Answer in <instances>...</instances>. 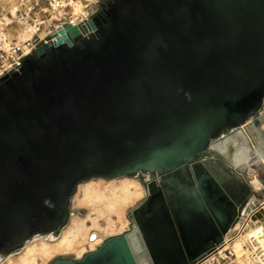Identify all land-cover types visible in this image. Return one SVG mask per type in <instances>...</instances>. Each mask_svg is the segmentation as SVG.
Returning <instances> with one entry per match:
<instances>
[{
  "label": "water",
  "instance_id": "95a60500",
  "mask_svg": "<svg viewBox=\"0 0 264 264\" xmlns=\"http://www.w3.org/2000/svg\"><path fill=\"white\" fill-rule=\"evenodd\" d=\"M97 9L0 78V263L58 238L80 184L148 175L125 232L50 264H190L232 227L239 204L215 195L245 175L230 163L237 145L264 149V0ZM189 164L204 168L191 187Z\"/></svg>",
  "mask_w": 264,
  "mask_h": 264
},
{
  "label": "bare ground",
  "instance_id": "6f19581e",
  "mask_svg": "<svg viewBox=\"0 0 264 264\" xmlns=\"http://www.w3.org/2000/svg\"><path fill=\"white\" fill-rule=\"evenodd\" d=\"M94 2L96 0H90ZM28 2L26 0H0L2 15L6 17L5 12L16 16V11L20 3ZM72 14L74 19L87 15L85 4L81 0H70ZM65 9H58L57 12L50 13L49 19L45 21L44 28L38 32L37 27L27 24L25 27H19L3 32L0 26V42L6 41L5 48L11 40L21 43L30 40L34 33L38 32L41 38H44L47 29L53 20L57 21L64 14ZM10 23V18H7ZM236 144L237 141L234 140ZM219 152H225L227 147L225 142H219L214 145ZM256 149V147L254 148ZM261 150V148H259ZM250 150L242 142L237 145L234 155L230 158V163L237 168L245 167L251 184L255 191L260 192L264 185L257 175L253 164L264 163V151H256L259 159H252ZM77 204L88 210L85 217H71L69 225L62 231L56 239L53 236L35 237L16 255H11L4 259L0 264H48L58 256L75 255L76 259H81L87 252L94 251L108 237L122 234L129 228V220L126 217L127 211L140 204L145 197V190L141 182L133 178H123L120 181L91 180L82 183L77 188L75 194ZM255 198H252L249 206V213H252L255 204ZM260 210L261 214L246 223L243 231L240 232L237 239L232 243L236 251V262L246 264L242 258V242L248 239H254L264 246V201ZM256 212L254 213V215ZM253 215V216H254ZM104 222V223H102ZM239 226L236 228L238 229ZM93 236V237H92ZM228 243L226 247H229Z\"/></svg>",
  "mask_w": 264,
  "mask_h": 264
},
{
  "label": "built area",
  "instance_id": "2783aa9c",
  "mask_svg": "<svg viewBox=\"0 0 264 264\" xmlns=\"http://www.w3.org/2000/svg\"><path fill=\"white\" fill-rule=\"evenodd\" d=\"M22 2L16 11V16L12 13L5 12L6 17L0 12V26L3 32H9L16 26L25 27L27 24L37 27L40 33L44 28V23L51 16L50 13L57 12L58 9H65L64 14L57 21L53 20L47 29L46 36L41 38L39 33H34L30 40L17 43L16 40H11L8 49L5 48L6 41L0 42V78L7 75L19 72L23 60L26 56L33 53L37 45L43 41L49 43V38L54 36L57 28L63 23H70L72 25L85 24L92 16L93 12L89 11L90 0H81L85 4L87 15L74 19L72 6L70 0H26ZM77 1V0H75ZM7 18H10L8 22ZM16 29V28H15ZM54 40V38H53ZM250 202L242 210H237L236 216L229 232L219 239V242L209 248L201 259L195 260L190 264H239L236 262V251L232 245L239 236L240 232L244 230L246 223L251 222L255 212L263 206L259 207L254 204L252 213H249ZM240 224V227L236 229ZM229 247H226L227 244ZM243 255L242 258L246 264H264V246L254 239H248L242 242Z\"/></svg>",
  "mask_w": 264,
  "mask_h": 264
},
{
  "label": "flooded vegetation",
  "instance_id": "af4514ba",
  "mask_svg": "<svg viewBox=\"0 0 264 264\" xmlns=\"http://www.w3.org/2000/svg\"><path fill=\"white\" fill-rule=\"evenodd\" d=\"M111 0H101L100 4L98 5V13L102 12L105 10L108 6V3ZM97 14V13H96ZM260 125L259 127L264 131V110L259 113L258 115ZM249 147L252 148L251 152V158L254 160L259 159V155H256L257 150H253L254 146H252L251 143H249ZM261 151H264V149L261 147ZM253 167L256 169L257 174L259 176V179L262 180V183L264 182V163L259 162L253 164ZM204 168L200 165L197 164H189L186 166L185 169V180L182 181L183 184H187L190 187L194 185L193 178L198 179L199 176L202 174ZM181 172L176 171L174 173H169L167 175L161 176V180L169 179V178H179L181 177ZM187 177V178H186ZM123 178L117 179L121 180ZM149 177L148 175H139L137 180H139L141 183H146L148 181ZM189 179V180H188ZM111 181V180H107ZM252 184H251V179L248 176V171L245 169V175L244 176H239L235 179H232L228 185L224 187V190L222 193L215 195V197H218L220 195L227 196V198L234 203V205L239 204L236 208L233 210L232 218L234 220V217L236 216L237 210H242L247 203L251 201L253 198L254 194L252 192ZM145 197L141 201V203L134 209L133 214H137L141 210L145 209ZM251 205V204H250Z\"/></svg>",
  "mask_w": 264,
  "mask_h": 264
},
{
  "label": "rangeland",
  "instance_id": "374dc122",
  "mask_svg": "<svg viewBox=\"0 0 264 264\" xmlns=\"http://www.w3.org/2000/svg\"><path fill=\"white\" fill-rule=\"evenodd\" d=\"M100 1H101V0H96V1H94L93 3H91L90 8H89V11L91 12V10H92L95 6L99 5V4H100ZM0 12H1V8H0ZM15 28H17V27L15 26L14 29H15ZM14 29H12L11 31H15ZM263 110H264V107H263L262 111H263ZM257 175H258V174H257ZM258 177H259V176H258ZM101 180H103V182H105V183H108V182H109V181L104 180V179H101ZM263 180H264V179H263ZM111 181H113V180H111ZM115 181H120V180L115 179ZM261 182H262V180H261ZM263 185H264V182H263ZM252 192L255 193L254 196H253V198L256 199V200H255V204H256L257 207H259L260 205H262V202L264 201V189H263L262 191H260V192H257V191H255L254 188L252 187ZM251 200H252V199H251ZM250 203H251V201H250ZM138 205H139V204H138ZM138 205H136V206L130 208V209L127 211V213H126V217H127L128 220H129L128 215H129V214H133L134 209H135ZM71 213H72V216H73V217H85V216L88 214V210L85 209V208H83V207H81V206H79V205L77 204V201H76L75 197H73V199H72V203H71ZM72 216H71V217H72ZM70 220H71V219H70ZM102 223H104V222H102ZM129 225H130V221H129ZM56 239H57V238H56ZM220 239H222V237H221ZM63 257L75 258V255H68V256H63ZM75 259H76V258H75ZM48 264H50V262H49Z\"/></svg>",
  "mask_w": 264,
  "mask_h": 264
}]
</instances>
